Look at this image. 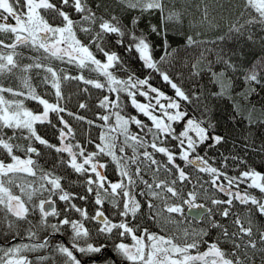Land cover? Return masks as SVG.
Here are the masks:
<instances>
[{"label":"snow or ice","instance_id":"6c2138e0","mask_svg":"<svg viewBox=\"0 0 264 264\" xmlns=\"http://www.w3.org/2000/svg\"><path fill=\"white\" fill-rule=\"evenodd\" d=\"M124 6L134 7L141 14L158 13L162 19L165 15L161 0H128ZM101 8L98 4L94 11L88 0H0V33L8 37L7 42L0 39V77L19 81L16 86L0 84V211L10 217L30 214L20 188L12 183L17 176L33 181L31 190L47 192L37 201L40 224L29 225L17 237L18 242L0 245V264H53L56 254L68 264H254L257 242L264 246V222H258L264 221V173L248 166L238 155L221 154L222 164L213 166L207 154L200 155L198 148L209 140L211 148L222 145L223 136H207L196 120L183 124L178 131L174 127L175 120L184 114L176 111L171 96L154 86L150 79L138 82L129 80L126 73L116 75V69L124 73L125 63L124 57L113 50L116 45L122 46V52L138 54L150 71L156 69L152 45L134 28L122 31L116 15L106 7L103 11ZM169 15L176 13L170 11ZM159 31L162 34V30ZM109 34L115 35V45L105 39ZM163 35L164 57H167L166 28ZM25 49L32 55L26 56ZM62 65L72 66L76 74ZM207 70L216 78L217 74L210 67ZM92 71L97 75L93 76ZM34 72L47 91L37 90L33 83ZM159 78L165 87L174 90L173 96L177 99L190 101L167 73L160 74ZM69 81L75 82L78 89L74 106L72 95L66 97L62 88ZM90 89L98 93L96 111L88 102L93 95ZM124 92L132 94L138 110L153 122L150 139L137 136L129 141L142 152L137 167L146 162L155 174L161 170L165 174L171 172L175 183L190 185L182 206L172 208L169 214L187 217L193 225H206L198 227L196 234L186 231L183 241L167 233L138 232L130 223L136 209L131 193L134 179L144 182L138 175L134 179L122 177L111 182L109 192L126 196V200H121L122 214L115 220L105 215L99 203L100 185L106 178L95 166L94 153L77 141L73 125L79 122L87 124L89 129L93 126L103 129L98 139L107 141L117 129L126 127L119 107V97ZM85 96L88 99H83ZM139 97L147 102H141ZM25 101L36 102V111L28 108ZM89 112L93 115L91 119ZM142 123L138 122L141 126ZM37 125L43 126L47 130L45 134L50 132L57 142L52 143L40 134ZM53 152L62 157L60 162L68 172L87 177V188L79 194V205L73 202L75 194L62 184L63 180H67V184L72 182L68 176L61 177L39 168L38 161ZM157 154L160 159L156 158ZM136 155L139 154L132 153L133 157ZM230 163L235 175L228 174ZM189 169L198 174L196 180L188 174ZM243 184H247L246 189H241ZM145 187L157 195L164 192L171 196L174 192L170 183H160L155 175ZM255 190L259 194H255ZM89 192L97 198L90 203ZM196 193H205L206 202ZM59 202H63L60 208ZM84 202L89 203L91 213ZM209 204L219 209L218 215L213 214ZM41 227L48 230L44 236L38 235ZM178 228L185 231L186 222ZM92 230H95L96 240L87 247L81 248L75 243V240L90 238ZM57 234L73 236L74 242L68 245L55 242ZM21 248L48 254L37 256L33 262L21 253ZM259 251L264 257V247Z\"/></svg>","mask_w":264,"mask_h":264},{"label":"clouds","instance_id":"9594fccd","mask_svg":"<svg viewBox=\"0 0 264 264\" xmlns=\"http://www.w3.org/2000/svg\"><path fill=\"white\" fill-rule=\"evenodd\" d=\"M127 2L128 0H116L114 5V8L119 10L116 17L122 31L127 32L134 28L139 36L153 45L158 43L157 40L152 39L153 34L159 37L161 35L159 29L163 26L171 36L176 37L173 40L176 46L172 47L167 40V49L171 48V50H168L167 57L161 55L159 59L153 58L156 69L152 71L140 58L139 61H142V64L139 67L134 66L133 62L137 58L129 51L124 58V73L116 69V75L122 76L126 73L129 80L135 79L139 82L150 79L159 85L157 76L167 73L190 98V101H185L169 95L173 99L176 111L184 114L175 120V125L179 126L181 122L186 124L188 121L196 120L207 136L214 137L218 135L216 133L218 126L222 123V115L226 114L232 122L235 133L232 151H238V147L244 150L243 156L240 157L250 166L249 159L255 162L257 153L264 154V95H262L264 93V0H181L179 9L174 6L177 0H161L164 18L159 16L158 23L150 21L146 28L139 26L145 14L139 11L136 13L134 10L138 9L134 7H125ZM170 11L175 12L176 15L170 16ZM129 15H131V27L124 23V18ZM149 15H155V13ZM209 67L217 74L216 78L207 70ZM91 74L97 75L94 71ZM212 86H218V90L213 91ZM119 107L125 117L126 127L123 130L117 129L116 134L107 138V141L98 139L103 129L98 130V135H92V129L84 131L83 125L76 123L79 126L76 129L77 141H83L85 149L94 153L92 159L95 161V166L106 178L105 183L100 185L101 194L99 195V203L105 215L107 212L106 216L115 220L118 214H122L121 200H126V196L120 197L114 192H109L112 181L108 177H118V180H122V177L134 179L138 175L144 182L134 179V187L131 189L136 200L135 214L130 221L133 227L141 233L145 230L167 233L177 236L181 241L184 240L186 231L196 234L198 227H206V225H193L187 217L169 214L172 208L182 206L185 193L190 190L189 185L175 183V176L171 172L165 174L161 170L159 174H155L146 162L140 163L137 167L136 162L140 159L142 152L129 141L137 136L150 139L149 129L153 128L152 119L138 110L131 93L121 94ZM230 108H234L236 115L232 114ZM154 111L158 110L154 109ZM141 114L151 122L150 125L140 118ZM237 116L242 117L239 128L236 127ZM139 121L143 122L142 126L138 124ZM244 121L247 123L244 124ZM133 125L139 131H134ZM236 140L241 141L239 146ZM257 140L260 141L258 147ZM208 147L211 148V145ZM133 152L139 155L133 157ZM118 154L119 158H117ZM46 160L52 161V168L46 170L39 164L41 171L56 174L57 170H60L65 173L63 176L60 175L61 177L68 175V170L60 162L62 157L58 155L53 157L52 154H48ZM260 162L264 163V155L261 156ZM188 174L193 180L197 179L198 174L195 171L190 170ZM154 175L160 183L172 185L173 195L168 196L164 192L157 195L147 191L145 184H150ZM79 177L77 180H72L68 187L77 186L83 192L87 188V177L82 173ZM12 183L20 188L21 196L27 208L30 209V214L10 217L0 211V239H4L5 242L17 241L19 234L29 225L35 227L40 224L37 201L41 196L47 195L46 191L31 190L34 182L24 176H17ZM201 183L203 184L202 178ZM15 190L16 188H12V191ZM196 194L206 202L205 193ZM89 197V203L97 199L91 192ZM208 206L213 210L214 215L219 214V209L215 205ZM185 222L186 230H179L178 225L184 226ZM8 229H11V232ZM47 231L46 228L41 227L38 235L44 236ZM13 232L16 234L13 235ZM65 236L69 243L74 242L73 236ZM94 240H96V233L92 230L90 238L75 240V243L83 248ZM261 247L264 246L257 242L258 264H264V257H261L259 251ZM20 251L28 258L30 255L41 253L31 248H21ZM37 256L39 255H35V258ZM35 258L32 259L33 262ZM53 264H68V261L56 254ZM254 264H257V259Z\"/></svg>","mask_w":264,"mask_h":264},{"label":"trees","instance_id":"16d2710c","mask_svg":"<svg viewBox=\"0 0 264 264\" xmlns=\"http://www.w3.org/2000/svg\"><path fill=\"white\" fill-rule=\"evenodd\" d=\"M115 2H116V0H88L89 6L92 7L94 11L96 10V6L99 4V5L102 6L101 11H103V9L106 7L109 11H111V13L113 15H118L119 14V10L117 8H114ZM180 4H181V0H177L176 4L174 6L177 9H179L180 8ZM134 11L136 13H138V10H134ZM158 17H159L158 13H155V15H149V14L146 13L144 15L143 19L140 21V25H139L140 28H146V26L149 25L150 21L152 23H158ZM124 23L128 24V26L131 27V15H129V16L124 18ZM163 29H164V27L161 26L162 34L159 37H156L155 34H153V37H152L153 40H157L158 41V43H155V44L152 45V48L154 49V51L152 52V55H153L154 59H159V56L164 55V40H165V36L163 35ZM166 31H167V29H166ZM78 35H80V34H78ZM0 39H4L6 42L8 41V37L4 33H0ZM105 39L108 42H110L112 45H115L116 37H115L114 34H109L108 37H106ZM175 39H176V37L171 36L168 33V31H167V40H168L169 44L172 47L176 46L173 43V40H175ZM181 43H183L182 40H181ZM121 48H122L121 45H116L113 50H116L124 58L127 57L128 53L126 51L122 52ZM168 50L170 51L171 48H169ZM23 51H24V54L26 56L27 55H32V53L29 52L26 49L23 50ZM134 55L136 56L137 59L133 62V64H134V66L139 67L142 64V61H139L138 54H134ZM62 66L68 67L69 68V72L71 74L73 72H74V74H76L75 70L73 69L72 66H68V65H62ZM141 78H143V77H141ZM157 80L160 81V84L157 85L154 81H152L154 86H159V87H161V90L164 91L165 93H167L169 95H174V90H172L170 87L162 86V85H164V82L159 78V76H157ZM39 81H40V77H38L35 74V72H34L33 73V83H34V85H37V90L40 91V92L47 91V89H45L43 87V85H40ZM0 84H3L5 87L16 86V85L19 84V81L16 80L15 78L0 77ZM70 84H72L75 87L73 90H71L73 92V94H74V96L72 98V106H74L76 101H77V99H78V97L76 95L78 89H77V86H76L75 82H71L70 81ZM212 88H213V91L218 90V86H212ZM92 92H93L92 98L90 100H88V102L93 107V111H96L95 105L98 103V100L96 98L98 93L95 90H92ZM262 95H264V93H262ZM139 98L140 99H144L143 97H139ZM83 99H88V98L85 96V97H83ZM253 99H256V97H253ZM243 103L244 102L241 100V104H243ZM25 104H26V106L28 108L32 109L33 111H36V102H34V101H25ZM230 111H232L233 115H236L234 108H230ZM87 115H88V117L93 118L92 113L89 112ZM50 116H53V114H50ZM140 118L145 120V121H147V118L143 117L142 114L140 115ZM53 119H54V116H53ZM221 119H222V123L218 126V131H217L216 134L221 135V136H223L225 138L224 142H222V145H217L215 148H210V147H208V145L210 143H212V142H211V140H209V141H206L205 144L199 146V148H198V151H199L200 155L203 156V155H205V153H207V157L209 158V162L212 163L213 166H218V165L222 164V161L220 160L221 154H223L224 156H232V155L243 156V154H244V150H240L239 147H238V151H236V152L232 151V148H233L232 141L235 138V133L233 132L232 122L228 119V116L226 114L222 115ZM241 119H242V117L237 116V123H236V127L237 128L241 127V125L239 123V121ZM147 122L149 123V125L151 124L149 121H147ZM246 123L247 122L244 121V124H246ZM75 126H77V125L75 124ZM133 130L134 131H139L138 129L135 128V125H133ZM5 131L8 132V134H11L10 130L6 129ZM37 131L40 134L45 135L46 139H50V142H52V143H56L57 142L55 137L51 136L50 132H48V134H45L47 130L43 126L37 125ZM257 135H259V133H257ZM78 138H79V136H78ZM19 142L23 143V141H19ZM81 143L83 144V141H81ZM240 143H241L240 140H236L237 146H239ZM259 143H260V141L257 140L256 141V146L257 147L259 146ZM40 147L42 149L43 146H40ZM173 150H175L174 147H173ZM19 154L23 156L22 153H19ZM262 155H264V154L257 153L256 157H255V162H253L251 159H249L248 163L250 164L251 167L255 168L257 171H259L261 173H264V163L260 162V159H261ZM52 156L55 157L56 154L53 152ZM156 158L160 159L161 157H160L159 154H157ZM34 159H35V157H34ZM246 159H248V158H246ZM38 163L42 167H44L46 170H51V168H52V161L51 160H46V158L40 159L38 161ZM177 163H181V166L183 167V164H182V162L179 161V159H177ZM187 171L190 172V169L187 170ZM56 174L57 175H62V176L65 175V173L60 171V170H57ZM228 174L229 175H235L236 174L234 171H232L231 163H230V167L228 169ZM67 176H68V179H70V180H77L78 178H80L78 174H76L74 172H70V170H69ZM111 179H113V178L111 177ZM62 184L65 186L66 190L72 191L75 194L73 202H76L79 205V203H80L79 202V194L81 193V190L77 186H73L71 188L68 187L67 180H63ZM189 188H190V185H189ZM246 188H247V184L241 185V189H246ZM255 194H259L258 190H255ZM92 195L94 196V193ZM221 196H222V194H221ZM201 201L204 202L203 200H201ZM58 205H59V208L62 207L63 202H59ZM84 207L89 208V211L91 213L92 210L89 207V203L84 202ZM105 207H107V205H105ZM106 214H107V212H106ZM260 222H264V221H260ZM35 255H37V254L30 255L29 257L34 259ZM38 255H47V254L43 253V254H38Z\"/></svg>","mask_w":264,"mask_h":264},{"label":"rangeland","instance_id":"374dc122","mask_svg":"<svg viewBox=\"0 0 264 264\" xmlns=\"http://www.w3.org/2000/svg\"><path fill=\"white\" fill-rule=\"evenodd\" d=\"M13 23H14V21H12ZM72 74H74V72L72 73ZM85 75H88V73H85ZM62 88H63V91H64V94H65V96L67 97L68 95H72V98H73V96H74V94H73V92L71 91V90H73L75 87L72 85V84H70V81L69 82H66V83H64L63 85H62ZM90 91H92L91 89H90ZM166 95H169V94H167L166 93ZM46 98H50V97H46ZM51 99V98H50ZM139 100L141 101V102H143V103H146L147 101L145 100V99H140L139 98ZM157 114H159V113H157ZM88 118H90L91 119V117H88ZM150 122V121H149ZM97 123H99V121H97ZM151 123V122H150ZM77 125V124H76ZM182 125H183V122H181V124L179 125V126H177V125H174V127H177V129H178V131L179 130H182ZM74 128L75 129H77L79 126L77 125V126H75V123H74ZM83 129H84V131H88V129H89V127H88V125L87 124H83ZM92 135H98V129H96L95 128V126H93V128H92V133H91ZM96 142H98V141H96ZM212 142V141H211ZM129 154H130V150H129ZM111 177L113 178V179H111ZM108 179L109 180H111L112 182H116L117 180H118V177H113V176H110V177H108ZM201 201V200H200ZM202 202V201H201ZM159 233V232H158ZM160 234H162V233H160ZM130 242V241H129ZM257 259V264H258V257L256 258Z\"/></svg>","mask_w":264,"mask_h":264},{"label":"flooded vegetation","instance_id":"af4514ba","mask_svg":"<svg viewBox=\"0 0 264 264\" xmlns=\"http://www.w3.org/2000/svg\"><path fill=\"white\" fill-rule=\"evenodd\" d=\"M21 156H22V155H21ZM197 202L199 203V202H201V201L198 200ZM58 208H59V205H58ZM185 212H187V208H185ZM106 215H107V214H106ZM258 222H260V221H258ZM205 239H207V237H206ZM129 241H130V240H129ZM129 241H126V242H129ZM4 242H5L4 239H0V245L4 244ZM15 242H18V241H13V243H15ZM55 242H63V243H65V245H68V244H69L68 239H67V236H61V235H59V234H57V236H56V238H55ZM43 253L48 254V252H41V253H38V254H43ZM38 254H37V255H38ZM109 255H110L113 259L116 258L115 255L112 254V253H109ZM96 257H99V256L97 255ZM29 258H30V257H29ZM57 258H59V257H57ZM30 259H32V258H30Z\"/></svg>","mask_w":264,"mask_h":264},{"label":"water","instance_id":"95a60500","mask_svg":"<svg viewBox=\"0 0 264 264\" xmlns=\"http://www.w3.org/2000/svg\"><path fill=\"white\" fill-rule=\"evenodd\" d=\"M186 213H188V210H187V212H186ZM96 259H97V260H99V259H100V257H96Z\"/></svg>","mask_w":264,"mask_h":264}]
</instances>
